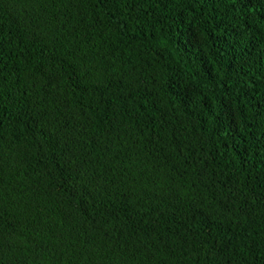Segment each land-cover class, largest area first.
<instances>
[{
    "label": "trees",
    "instance_id": "trees-1",
    "mask_svg": "<svg viewBox=\"0 0 264 264\" xmlns=\"http://www.w3.org/2000/svg\"><path fill=\"white\" fill-rule=\"evenodd\" d=\"M0 264H264V0H0Z\"/></svg>",
    "mask_w": 264,
    "mask_h": 264
}]
</instances>
